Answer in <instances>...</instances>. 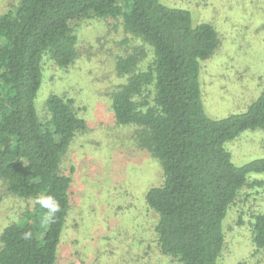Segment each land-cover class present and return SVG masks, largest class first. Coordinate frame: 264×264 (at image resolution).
Here are the masks:
<instances>
[{
  "label": "trees",
  "instance_id": "obj_1",
  "mask_svg": "<svg viewBox=\"0 0 264 264\" xmlns=\"http://www.w3.org/2000/svg\"><path fill=\"white\" fill-rule=\"evenodd\" d=\"M122 18L125 29L151 48L152 61L138 69L147 49L117 60L128 80L112 94L120 124L141 127L142 146L158 158L164 181L146 199L158 214L157 245L178 264H220L225 220L251 174H264V157L233 162L226 143L248 129L264 130V88L241 113L213 118L204 105L203 64L221 39L209 22L163 0H18L0 14V178L9 192L35 199L23 222L1 236L0 264H57L71 207V178L63 158L87 121L73 100L52 94L49 118L38 113L46 54L60 67L77 57L74 21ZM150 88L152 99L139 100ZM264 186V181H256ZM52 196L60 211L45 221L37 199ZM253 241L264 248V212L253 215ZM31 238L24 239V233Z\"/></svg>",
  "mask_w": 264,
  "mask_h": 264
},
{
  "label": "rangeland",
  "instance_id": "obj_2",
  "mask_svg": "<svg viewBox=\"0 0 264 264\" xmlns=\"http://www.w3.org/2000/svg\"><path fill=\"white\" fill-rule=\"evenodd\" d=\"M188 9L194 23L209 22L221 44L203 66L204 105L208 115L241 113L264 88V0H163ZM18 0H0V14ZM77 57L60 67L48 54L36 97L43 121L52 94L73 100L87 128L68 148L61 171L71 180V207L57 264H178L164 255L155 226L158 214L146 194L164 181L161 163L144 148L140 126L116 121L112 94L128 80L117 60L135 48L147 49L138 69L152 61L151 48L128 32L122 18L74 21ZM150 88L139 100L152 99ZM236 165L264 157V130L248 129L226 143ZM264 174H251L225 220L226 245L220 264H264V248L253 241V214L264 212ZM35 199L21 198L0 178V248L4 229L23 222Z\"/></svg>",
  "mask_w": 264,
  "mask_h": 264
},
{
  "label": "clouds",
  "instance_id": "obj_3",
  "mask_svg": "<svg viewBox=\"0 0 264 264\" xmlns=\"http://www.w3.org/2000/svg\"><path fill=\"white\" fill-rule=\"evenodd\" d=\"M37 203L41 208L47 210V215L44 217L45 221L52 219L57 212L60 211V205L52 196H41L37 199ZM31 238V232L24 233V239Z\"/></svg>",
  "mask_w": 264,
  "mask_h": 264
}]
</instances>
